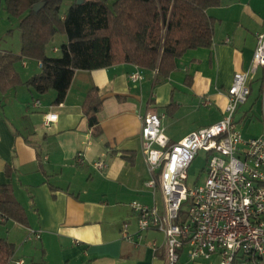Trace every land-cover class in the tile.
I'll return each instance as SVG.
<instances>
[{
	"label": "crops",
	"instance_id": "1",
	"mask_svg": "<svg viewBox=\"0 0 264 264\" xmlns=\"http://www.w3.org/2000/svg\"><path fill=\"white\" fill-rule=\"evenodd\" d=\"M208 14L215 19L212 47L178 58L176 69L156 89V72L120 63L77 71L61 104L55 103L56 91L41 95L26 85L0 91V186H12L28 217L26 225L0 220L11 223V232L23 234L12 264H166L164 233L154 228L140 232L131 207L136 201L163 208L161 191L145 185L151 175L142 150L141 117L164 115L162 125L165 120L170 143L220 121L234 74L249 69L257 34L264 31V0H222ZM10 20L0 5V28H7ZM59 47H53L52 55ZM21 48L22 41L15 54ZM20 64L22 72L17 65L16 69L23 81L42 71L35 59ZM259 71L250 87L253 90V82H260L258 99L263 94L264 113V67L256 75ZM136 72L141 78L134 81L131 75ZM92 88L103 102L98 113L100 136L93 135L83 111ZM160 107L165 111L158 113ZM252 112V106L238 112L237 124L250 121ZM49 113L57 114V119L47 125ZM177 124L182 130L175 140L166 131L167 125ZM240 132L244 139L260 136ZM79 151L86 156L84 165L76 160ZM100 159L107 164L104 171L93 165ZM124 224L135 242L123 239ZM30 230L39 232L40 238H29ZM36 240L41 247L30 246Z\"/></svg>",
	"mask_w": 264,
	"mask_h": 264
},
{
	"label": "built area",
	"instance_id": "2",
	"mask_svg": "<svg viewBox=\"0 0 264 264\" xmlns=\"http://www.w3.org/2000/svg\"><path fill=\"white\" fill-rule=\"evenodd\" d=\"M261 67L264 31L257 34L249 69L234 74L222 119L176 143L171 144L165 135L164 115L148 113L141 117L142 150L151 175L145 185L153 192L161 191L163 208L136 201L131 207L140 232L154 228L164 233L166 264H179L184 249L193 262L264 264V133L244 139L235 120ZM131 78L137 81L141 75L136 72ZM39 104L35 102V106ZM56 119L57 114H46L45 124ZM200 150L207 153L206 179L191 188L188 170ZM76 160L84 165V152H77ZM93 165L99 171L107 168L102 159ZM121 233L123 239L135 242L127 224ZM31 237L40 238V233L30 230Z\"/></svg>",
	"mask_w": 264,
	"mask_h": 264
},
{
	"label": "trees",
	"instance_id": "3",
	"mask_svg": "<svg viewBox=\"0 0 264 264\" xmlns=\"http://www.w3.org/2000/svg\"><path fill=\"white\" fill-rule=\"evenodd\" d=\"M46 1L38 11L35 6ZM64 0H0L10 18L19 19L22 48L19 54L0 52V91L26 85L38 94L56 91L55 103L65 101L79 70H96L131 63L156 72L155 83L167 80L176 61L190 50L210 48L215 19L208 9L222 0H85L62 13ZM58 34L67 40L59 55L49 53ZM40 62L42 71L23 81L16 69L25 59ZM103 106L96 88L83 102L94 136L103 133L98 113ZM133 159V155L127 156ZM0 220L28 223L23 205L11 185L0 186ZM14 242L0 236V264H12ZM182 251V250H181Z\"/></svg>",
	"mask_w": 264,
	"mask_h": 264
},
{
	"label": "rangeland",
	"instance_id": "4",
	"mask_svg": "<svg viewBox=\"0 0 264 264\" xmlns=\"http://www.w3.org/2000/svg\"><path fill=\"white\" fill-rule=\"evenodd\" d=\"M116 0H109V5L112 6L113 3ZM71 1L70 0H64L63 6H62V13H65L66 10L68 9V6ZM10 18V16H9ZM11 20L9 21V25L7 28H0V52H3L5 50L9 51L10 53H17V50L20 48L21 44V31L19 29V19L17 18H10ZM67 40L65 35L58 34L55 38V40L49 45V53L52 54V49L54 46H60L63 42ZM250 44V43H249ZM54 56L59 55V52L56 54H53ZM20 63L17 65L18 69L20 72ZM261 75V71L258 72L257 75L253 77V79H256V77H259ZM162 85V84H161ZM160 84L155 85L156 87H160ZM259 87H260V82H253V90H251V94L249 95L247 101L243 104L240 105L239 109L240 111L249 109L251 106L253 107V112H252V117L250 121L248 122H239L238 126L239 129L246 135L248 134H253V135H258V134H263L264 133V113L262 111V99H263V94L261 98L258 99L259 96ZM154 89V91H155ZM250 89H252L250 87ZM158 113H161V111H165V108L160 107L157 109ZM207 111L206 109H202L201 112ZM238 110V112H240ZM237 112V113H238ZM236 113V117L239 116V113ZM165 120L163 121V128L165 130ZM167 131L166 134H169L172 138L177 140L179 138V133H181L182 130V125H175V126H168L167 125ZM175 142H172L173 144ZM206 152L204 150H200L198 152V155L192 162L189 170H188V180L187 184L191 188H196L202 184H204L205 179H206ZM160 197V195H158ZM185 208H187V205H185ZM11 224V223H10ZM8 224H2L0 222V236L4 238H9L10 241L15 242L16 248L20 249L21 247V242L23 240V234L19 233V235L16 234V232L12 231L11 228L12 226ZM36 247H41L40 241H33L30 243L31 245H35ZM188 252L185 250L181 256L179 264H198L196 263L197 261L193 262L188 258ZM31 260V259H30ZM202 264V263H199Z\"/></svg>",
	"mask_w": 264,
	"mask_h": 264
},
{
	"label": "water",
	"instance_id": "5",
	"mask_svg": "<svg viewBox=\"0 0 264 264\" xmlns=\"http://www.w3.org/2000/svg\"><path fill=\"white\" fill-rule=\"evenodd\" d=\"M85 0H77V4H82ZM46 3V1H43L42 3H40L39 5L35 6V10L38 11L40 8H42L44 6V4Z\"/></svg>",
	"mask_w": 264,
	"mask_h": 264
}]
</instances>
